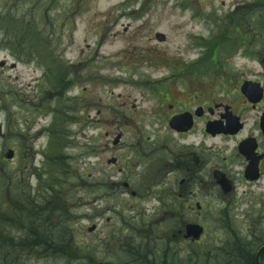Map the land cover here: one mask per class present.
<instances>
[{
  "label": "rangeland",
  "instance_id": "374dc122",
  "mask_svg": "<svg viewBox=\"0 0 264 264\" xmlns=\"http://www.w3.org/2000/svg\"><path fill=\"white\" fill-rule=\"evenodd\" d=\"M233 1L0 0V20L9 18L10 28L18 27L26 36L8 38L0 25V173L7 174L3 187L7 190V183H16L12 186L17 192L7 190L8 197L20 204L17 196L21 194L31 208L43 196L44 178L38 179L37 174L51 139L60 131L48 129L54 117L42 111L53 104L52 86H60L64 109L65 102L75 98L79 102L70 105L74 110L63 114L62 120V152L70 172L65 183L68 201L62 206L74 224L73 250L85 244L89 256L79 264H251L264 247V216L250 225L244 217L246 205L226 210L223 200L202 184L185 196L187 209L179 220H196V212L190 209L198 201L205 235L200 243L171 239L181 230L175 218L182 210H173V219L167 212L180 203L182 176L153 160L145 174L148 182H143L146 164L132 154L139 150L137 141L153 140L152 132L167 138L165 128L158 131L154 125V99L164 101L160 96L167 89L172 95L179 92L180 78L195 70L189 69L193 62L216 59L231 64L222 67L260 70L254 61L264 54V36H258V31L239 50L236 46L229 53L221 49L214 53L225 39L218 32L222 17L241 16L233 8H247L257 0ZM235 22L248 29L244 21ZM23 24L28 32L21 29ZM47 69H54L53 78L44 74ZM41 77L39 97L34 87ZM106 132H114L111 142ZM8 150L14 152V160H5ZM214 165L218 163L207 167ZM198 182L191 181L189 188ZM124 184L130 185L125 188ZM90 227L95 231L89 233ZM131 248L141 251V256L128 255ZM49 256L26 255L24 264H65L56 255ZM0 264H5L1 258ZM258 264H264V253Z\"/></svg>",
  "mask_w": 264,
  "mask_h": 264
},
{
  "label": "flooded vegetation",
  "instance_id": "af4514ba",
  "mask_svg": "<svg viewBox=\"0 0 264 264\" xmlns=\"http://www.w3.org/2000/svg\"><path fill=\"white\" fill-rule=\"evenodd\" d=\"M228 17L222 31L231 34L242 33V22L232 20V14ZM245 24L248 28L245 31L250 34L251 21L248 20ZM254 62L260 70L255 71L246 67L238 70L233 66H226L231 65L228 61H195L189 68L195 70L187 71V76L180 78L179 92L175 91L172 95L167 89L164 90V95L158 93L160 97H165L164 101L154 99L155 103L151 109L154 125L158 131L165 128L167 138L163 139L164 135L156 137V133L152 132L156 139L147 138L142 144L140 140L137 141L136 148L139 150L132 154L140 157L142 164H146L141 173L143 182H148L149 175L145 174L150 169L148 163H152L153 160L170 169L169 172L172 173L171 170H174L182 176L180 179L182 194L178 197L180 203L171 205L167 212L168 218L173 219L171 218L175 213L173 210H182L175 218L181 230L175 235L171 234V239L188 242L184 239L182 230L187 225L203 227L201 217L203 208L198 201L194 204L195 209L193 207L190 209L191 212H196V220L185 222L184 219L179 220L184 217L183 211L187 209L184 205L185 196L192 195V189L195 187L197 191L200 184L214 191L216 197L223 200L222 204L226 210L235 211L239 210L241 205H246L244 217L250 225H256V219L264 216V61ZM223 64L226 65L222 67ZM53 73L54 70L50 69L44 71L49 78L50 76L53 78ZM42 82L41 77L38 85L34 87L39 97L43 93L40 87ZM52 88L53 104L42 111L43 114H51L54 117L48 124L50 131L58 125L61 107L66 115L74 110L70 106L74 101V106L79 103L75 98L70 104L65 102L64 109L61 104L64 97L61 98L59 87ZM245 88L260 91L261 96L249 98L246 92L244 93ZM177 117L182 118V123L171 127V121ZM37 133L41 134L42 130L38 129ZM112 134L105 133L110 142L112 140L110 135L114 136V132ZM171 143L177 145L172 147ZM29 151L33 152V148H29ZM130 151L132 152V149ZM215 163H218V166L207 167ZM203 179L205 182H201ZM194 180L199 182L189 188L190 182ZM128 185L130 184L123 186L128 188ZM131 194L138 195L137 192ZM249 232L250 230L247 234ZM251 264H255L254 258Z\"/></svg>",
  "mask_w": 264,
  "mask_h": 264
},
{
  "label": "trees",
  "instance_id": "16d2710c",
  "mask_svg": "<svg viewBox=\"0 0 264 264\" xmlns=\"http://www.w3.org/2000/svg\"><path fill=\"white\" fill-rule=\"evenodd\" d=\"M248 8L240 9L237 12L243 13L244 16L250 12L252 31H258V36H264V0H257L250 9ZM7 21L11 20L9 18L0 20V25L5 30V33L8 34V38L23 40L26 37L25 33L18 27L10 28V24L6 23ZM253 21L255 22L254 26ZM25 26V24L21 25V29L28 32L29 30ZM243 36L230 37L221 32L219 37L226 40L219 42L214 47V50L221 49L229 52L236 46L238 48L244 44L245 36ZM257 59L264 61V54H260ZM56 82L59 83V81ZM59 118L58 125L54 129L59 130L60 134L56 139H51L52 144L45 154L44 160L46 164L44 172L38 176V179L42 176L44 178L43 196L37 197L33 208H31V204H29V208L21 194V196H17V200L25 207L22 209L20 204H16L10 199V196L8 197L7 190L11 192L17 191L15 189L12 190L13 186L9 183L6 184L7 190L3 187V177L7 178V174L5 172L0 173V210L6 215V221L0 220V249H5V251H1L0 258L4 260L5 264H24L25 258L23 257L26 255H37L38 257L46 258L50 257L49 254H53L65 264H79V262L89 258L85 244L73 250L76 246L74 224L67 218V210L62 206L68 201L65 192L69 186L65 185V183L69 180L70 172L68 166L64 163L65 153L62 152L64 146V130L62 126L64 116L62 113H60ZM59 122H61L62 128L59 127ZM65 162L68 163L67 161ZM48 188L51 190L49 191ZM27 191L29 192V189ZM41 198V204L37 205ZM14 219L18 220L19 225L14 224ZM3 252H8L9 256L4 255ZM12 252L14 256H11ZM127 253L128 255H131V253L135 254L136 256L134 255V257L136 258L142 254L141 251L135 248H131ZM130 259L134 258L131 256ZM140 261L142 260L137 262L141 263ZM241 261L244 262V260Z\"/></svg>",
  "mask_w": 264,
  "mask_h": 264
},
{
  "label": "water",
  "instance_id": "95a60500",
  "mask_svg": "<svg viewBox=\"0 0 264 264\" xmlns=\"http://www.w3.org/2000/svg\"><path fill=\"white\" fill-rule=\"evenodd\" d=\"M12 155L13 153L11 151H9L7 154H6V158L7 159H11L12 158ZM94 228L92 227L90 229V231H92ZM185 239H188V238H192V240L194 241H197L201 234H202V228L200 227H196V226H193V225H189L186 227V232H185ZM264 253V247H262L258 252H257V255H256V258H255V262L256 264H258V259H259V256Z\"/></svg>",
  "mask_w": 264,
  "mask_h": 264
}]
</instances>
